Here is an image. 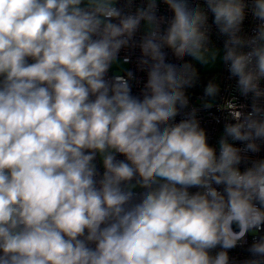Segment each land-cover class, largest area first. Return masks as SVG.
<instances>
[{
    "label": "clouds",
    "instance_id": "9594fccd",
    "mask_svg": "<svg viewBox=\"0 0 264 264\" xmlns=\"http://www.w3.org/2000/svg\"><path fill=\"white\" fill-rule=\"evenodd\" d=\"M117 2L0 0V264H228L264 232V159L239 167L264 140V0H163L159 35L156 0L135 14ZM246 9L260 23L244 38ZM209 13L252 100L218 153L195 110L176 120L195 72L163 52L207 63ZM141 21L147 79L134 94L132 73H109ZM248 251L264 264V238Z\"/></svg>",
    "mask_w": 264,
    "mask_h": 264
},
{
    "label": "built area",
    "instance_id": "2783aa9c",
    "mask_svg": "<svg viewBox=\"0 0 264 264\" xmlns=\"http://www.w3.org/2000/svg\"><path fill=\"white\" fill-rule=\"evenodd\" d=\"M149 0H118L117 6L120 7L125 13L135 14L138 9L146 8ZM157 3V24L155 29L159 34H162L167 27V21L171 18L172 12L163 0L156 1ZM193 7L200 4L203 7V0H190ZM246 3L251 4V0H246ZM208 40L205 44V48L219 47L225 54V40L227 37L220 35L216 26L212 23L211 13L208 14ZM144 21H141L139 29L129 41V44L121 49L117 59L126 65L123 70H110L109 75H121L127 76L128 73H132L131 77H128L130 84L132 85V91L134 94H139L144 82L147 79L146 70H142L140 65L141 58V41L149 35V32L142 30ZM260 22L252 17L249 9L245 10V20L242 25V31L239 33L244 38L253 35L254 29ZM163 52L166 57V62L173 64H183L185 62L190 63L192 71L195 72L194 65L191 61V57L185 56L183 60L178 59L173 51L166 46L163 48ZM191 75V72L189 73ZM215 85L217 87L216 94L208 96L205 94V89L209 85ZM261 90L264 91V81L260 84ZM186 94L189 100L188 106L181 112L176 120L183 119L186 114L195 110V118L198 120L199 125L206 132L207 143L209 146L217 149L218 142L224 134V127L228 123L235 122L236 113H247L251 111L252 100L250 97H244L237 90V82L235 78L230 77L227 64L223 60V68L221 72L216 75H203L197 74L192 76V84L186 89ZM258 105L264 109V97L257 101ZM259 151L256 153L242 152L241 155L246 157L240 164L241 171L247 167L251 161L264 159V140H255ZM234 146L243 149L245 144L243 142H235ZM195 191V189H193ZM264 238V232L248 233L243 240L237 243V246L231 250H228V264H247L252 259L250 252L248 251L250 245L254 240ZM216 251H219L217 249ZM213 255L215 252L212 253Z\"/></svg>",
    "mask_w": 264,
    "mask_h": 264
},
{
    "label": "rangeland",
    "instance_id": "374dc122",
    "mask_svg": "<svg viewBox=\"0 0 264 264\" xmlns=\"http://www.w3.org/2000/svg\"><path fill=\"white\" fill-rule=\"evenodd\" d=\"M158 1V0H156ZM142 30L145 32H149V27L146 24V22L142 25ZM213 53H216V59H212ZM223 51L219 47H211L208 48L205 52V58L207 60V63H201L200 61H196L191 58V61L194 65L195 72L197 74H212L216 72H221L223 68ZM126 68V65H124L121 60L116 59L111 67V70H123Z\"/></svg>",
    "mask_w": 264,
    "mask_h": 264
},
{
    "label": "trees",
    "instance_id": "16d2710c",
    "mask_svg": "<svg viewBox=\"0 0 264 264\" xmlns=\"http://www.w3.org/2000/svg\"><path fill=\"white\" fill-rule=\"evenodd\" d=\"M218 72H216V73H212V74H203V75H216Z\"/></svg>",
    "mask_w": 264,
    "mask_h": 264
}]
</instances>
